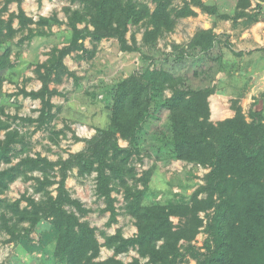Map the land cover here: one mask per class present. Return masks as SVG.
Listing matches in <instances>:
<instances>
[{
  "label": "trees",
  "instance_id": "16d2710c",
  "mask_svg": "<svg viewBox=\"0 0 264 264\" xmlns=\"http://www.w3.org/2000/svg\"><path fill=\"white\" fill-rule=\"evenodd\" d=\"M13 1L18 3L17 13L3 18ZM21 1L3 0L0 7V132L5 130L0 142V161L6 164L12 162L14 144L22 142L18 131L10 129V122L3 119L5 108L1 103L5 95L3 83L13 67L12 40L25 29L29 32L22 38L31 36L29 25L33 23L48 27L62 23L56 16L34 21L25 15ZM78 1L82 4L80 9H66L68 44L55 49L52 59L36 70L41 87L19 91L24 96L40 99L38 116L6 115V118L36 123V128L49 123L55 116L51 98L62 95L51 89L50 83L58 82L64 74L77 80L63 60L72 51L84 49L86 38L93 43L116 38L121 51L142 53L134 38L128 43L126 32L130 25L145 23L143 45H153L160 36L174 29L177 19L196 14L192 6L220 20L244 17L256 21L258 17L257 13L252 14L250 0H238L232 16L220 12L216 4L202 0H182V5L176 8L173 0H152L153 8L138 0ZM255 7L259 9L262 5L257 3ZM14 19L18 21V28L13 26ZM83 21L90 23L91 28L88 24L78 27L77 23ZM226 46L232 47L227 40L223 43L212 27L198 29L187 44H172L168 54L175 64L174 69L149 63L112 85L108 90L112 96L109 127H96L95 135L83 139L86 144L83 150L57 161L40 154L27 155L16 164L0 169V195L18 177H26L35 170L42 174L34 179L37 190H45L43 200L35 201L23 195L8 203L0 196V209L9 208L18 222L29 223L23 236L27 237L38 224H46L38 244L30 245L31 249L54 242V256L60 264H181L189 258L195 260V264H264V109H251L247 120L242 107L235 102L232 117L216 122L210 120L208 97L217 91L215 83L212 84L215 74L222 70L223 63H229L224 53ZM142 57L150 59L143 53ZM167 89L169 96L165 95ZM163 109L168 112L166 142L172 158L210 169L204 176L205 185L197 187L188 200L147 203L149 172L137 178L130 160L141 153L139 141L144 124ZM52 133L58 136L63 130ZM119 139L127 141V146H121ZM56 167L58 178L51 175ZM73 167L78 168L80 175L96 172V194L103 199L104 210L109 212L107 225L117 221L116 198L112 195L117 187L123 189L124 208L134 219L135 235L124 237L118 230L105 236L104 245L114 251L113 256L105 260H97L101 244L94 228L76 215L88 210L71 197L66 187ZM129 179L135 181L133 185L129 184ZM137 182H141L142 188ZM53 184L57 185L55 195L46 191ZM201 193L204 196L199 198ZM21 199L26 201L22 208L19 207ZM208 210L211 211L206 214V237L202 246L197 247L191 242L203 225L199 212ZM172 216L178 217L177 225L173 224ZM0 223L11 240L20 237L5 213L0 214ZM129 248H135L147 261L141 263L139 258H133L124 262L116 257Z\"/></svg>",
  "mask_w": 264,
  "mask_h": 264
},
{
  "label": "rangeland",
  "instance_id": "374dc122",
  "mask_svg": "<svg viewBox=\"0 0 264 264\" xmlns=\"http://www.w3.org/2000/svg\"><path fill=\"white\" fill-rule=\"evenodd\" d=\"M146 2L151 8L152 0H138ZM206 4H216L220 12H226L232 16L238 0H202ZM260 1V2H259ZM250 0L253 4L252 14L257 13V20L251 21L242 17V20H220L217 17L202 11L197 6H192L196 14L177 19L172 31L164 33L153 45H143L142 36L146 24L137 26L130 25L126 32L128 43L134 38L142 53L137 51L126 53L119 49L116 38H105L99 42H91L89 38L83 40L84 49L72 51L65 56L63 62L77 80L72 76L64 74L61 80L50 83V88L55 89L62 95H54L51 102L55 105L54 118L46 125L36 128V123H24L19 119L12 120L8 116H22L36 118L41 108L40 99H33L24 96L19 91L38 90L41 81L36 72L38 66L47 63L55 54V49L68 44L67 34L69 27L66 25V9H80L82 4L78 0H22L21 8L25 15L37 21L41 17L56 16L62 23L47 25H29L31 36H26L29 30L16 34L12 40L11 63L13 67L3 83L1 103L4 105L3 119L10 122V129H16L22 142L14 144L11 164L0 161V169L16 164L22 157L27 155L35 157L36 154L47 157L52 161L66 159L70 153H77L85 148L83 139L91 138L96 134V127H109L110 106L112 96L108 90L122 78L127 77L134 71L142 69L145 65L164 66L175 68L174 62L169 58L172 51V44H187L195 32L200 28L219 27L231 30L221 31L217 34L221 40H227L232 47H225L224 53L228 60L234 63H223L222 70L214 76L212 84L216 85L219 95L208 97L210 108V120L216 122L232 117L234 110L232 103L235 102L242 107V112L249 120L251 109H264V31L259 42L252 36L251 29L254 26H262L264 29V0ZM182 0H173L174 8L182 5ZM260 3L261 8L255 5ZM3 0H0V7ZM255 7V8H254ZM18 3L11 2L3 18L10 13H17ZM249 10V9H246ZM89 20V17H87ZM87 21L78 22L82 28ZM13 26L18 28V21L14 19ZM215 33V32H214ZM249 41L246 42L245 40ZM243 42L248 43L244 46ZM242 44V45H241ZM173 65V66H171ZM181 67V65H180ZM181 69V68H180ZM223 92V93H222ZM216 93V92H215ZM214 94V93H213ZM165 95L169 96L167 89ZM213 112H212V110ZM212 113V117H211ZM214 113V114H213ZM63 130L58 136L53 131ZM169 135V119L166 110H160L148 119L144 124L140 136V155L133 156L130 160L134 166L136 177L144 176L149 172V192L145 202L168 203L175 200H188L192 192L199 186L205 185V174L209 171L208 166L199 163L176 160L170 155V147L167 144ZM5 137V130L0 132V142ZM75 137L82 139L76 140ZM121 146H127V141L119 139ZM57 168L51 175L57 177ZM40 171H33L28 176L18 177L10 183L9 189L0 196L6 202L11 203L16 199L25 197L41 201L45 198V190L38 191L35 177H41ZM130 185L134 184L133 179L128 180ZM136 185L142 188L141 182ZM56 184L48 186L46 191L55 195ZM66 187L72 198L78 199L88 211L79 216L80 221H85L95 230L98 242L101 244L97 260H105L113 256L112 248L104 245L105 236L113 235L118 230L124 237H131L137 233L134 219L124 208L123 189L117 187L112 192L116 198L115 206L118 211L117 221L107 225L109 212L104 210L105 203L96 194V172L80 175L78 168L73 167L66 179ZM204 194L201 193L200 197ZM26 206V201L21 199L19 207ZM2 207L1 213H5L10 224H14L15 232L20 237L11 240L8 232L2 228L0 223V264H60L54 256L55 243H47L40 249H31L29 246L38 244L40 232L45 228V223L36 226L27 237L23 236L25 228L29 226L27 221L18 222L16 214L9 208ZM68 210L75 211L73 207L66 206ZM200 211L199 217L203 220L199 233L191 242L201 247L206 237L204 227L206 214L210 212ZM174 225L179 223L178 217L172 216ZM183 242V241H181ZM118 259L129 262L133 258H139L145 263L147 258H141L135 248H129L116 256ZM181 264H195V260L189 258Z\"/></svg>",
  "mask_w": 264,
  "mask_h": 264
},
{
  "label": "crops",
  "instance_id": "0c3cea01",
  "mask_svg": "<svg viewBox=\"0 0 264 264\" xmlns=\"http://www.w3.org/2000/svg\"><path fill=\"white\" fill-rule=\"evenodd\" d=\"M257 1H259V0H257ZM251 2H252V0H251ZM260 2V1H259ZM253 3V2H252ZM253 6V4H251V7ZM193 10H194V8H193ZM196 11V10H195ZM238 20H242V18H239ZM259 25V24H258ZM254 26L252 29H251V32L250 33H252V37L256 40V41H258L259 42V40H260V37L262 36V31H264V29H261V27L262 26ZM225 28H227V26H225L224 28H221V27H219V24H218V26H216V27H213V31L216 33V34H218L219 33V30H221V31H224V30H227V32L228 33H231V30H229V29H225ZM204 29V28H203ZM246 42H248L249 43V41L247 40V38H246V40H245ZM244 43L243 42V44H244V46H246L248 43ZM242 45V44H241ZM229 62H231V63H234L233 62V60H229ZM215 83V82H214ZM218 93H220V92H218V91H216V93H214V94H211L209 97H213V96H217V95H219ZM211 110H212V108H211ZM212 112H213V110H212ZM214 114V113H213ZM211 117H212V113H211Z\"/></svg>",
  "mask_w": 264,
  "mask_h": 264
}]
</instances>
